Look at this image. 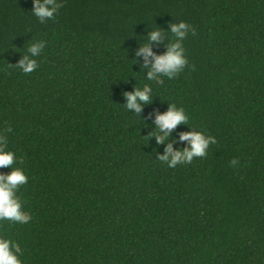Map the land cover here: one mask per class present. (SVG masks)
I'll list each match as a JSON object with an SVG mask.
<instances>
[{"label": "trees", "instance_id": "trees-1", "mask_svg": "<svg viewBox=\"0 0 264 264\" xmlns=\"http://www.w3.org/2000/svg\"><path fill=\"white\" fill-rule=\"evenodd\" d=\"M59 4L41 22L32 0H0V135L31 216L0 221V235L22 264H264V0ZM179 20L184 68L148 80L152 57L137 50L164 52ZM33 40L44 47L24 73L15 64ZM144 84L134 113L124 93ZM169 104L187 122L157 142ZM190 129L215 137L205 156L157 159Z\"/></svg>", "mask_w": 264, "mask_h": 264}, {"label": "clouds", "instance_id": "clouds-1", "mask_svg": "<svg viewBox=\"0 0 264 264\" xmlns=\"http://www.w3.org/2000/svg\"><path fill=\"white\" fill-rule=\"evenodd\" d=\"M59 0H32L31 12L41 22L45 18H52L59 8ZM190 26L183 20L170 22L168 32L171 33L166 49L162 53H154L145 42L137 50V54L143 53L147 58L152 57L151 64L145 61L148 80L156 79L161 82V77L172 78L180 72L187 58L182 45L183 38L189 32ZM161 36V29L153 28L147 35V41H157ZM44 47L43 40H33L27 47V52L16 62V66L24 73L31 72L37 66L35 57ZM152 89L148 84L142 87H136L131 92H125V107L132 109L134 113L139 112L140 103L138 101L148 102ZM155 128L153 132L156 135L157 142H163L177 123H186L187 115L182 107L175 104H169L168 108L159 112L154 118ZM153 133H149L151 135ZM179 138L186 140L187 144L182 148L173 149L171 143H166L162 154L158 156L162 162H166L168 167H175L179 163L191 162L194 156L203 157L210 143H215V137L205 135L198 130L190 129L180 133ZM16 159L15 153L6 149L5 138L0 135V167L10 166L7 173L0 172V221L8 220L11 222L24 224L31 216L27 210L22 207V201L17 193L19 186L27 181L25 171L19 166H13ZM235 163V160L232 161ZM21 252L16 240L8 236L0 235V264H22L18 254Z\"/></svg>", "mask_w": 264, "mask_h": 264}]
</instances>
